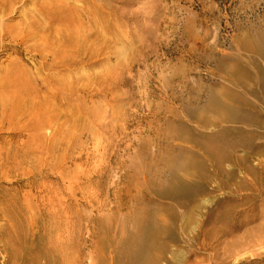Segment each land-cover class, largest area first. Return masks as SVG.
<instances>
[{
    "label": "rangeland",
    "instance_id": "374dc122",
    "mask_svg": "<svg viewBox=\"0 0 264 264\" xmlns=\"http://www.w3.org/2000/svg\"><path fill=\"white\" fill-rule=\"evenodd\" d=\"M102 3L111 36L70 65L56 59V74L45 65L54 21L85 24L78 0H17L0 17V96L41 110L64 74L72 113L39 136V120L0 107V264H92L103 227L134 205L128 188L170 158L190 162V175L160 166L161 187L192 223L169 249L187 252L185 264H264V59L232 67L241 35L264 29V0ZM20 76L30 83L14 93Z\"/></svg>",
    "mask_w": 264,
    "mask_h": 264
},
{
    "label": "bare ground",
    "instance_id": "6f19581e",
    "mask_svg": "<svg viewBox=\"0 0 264 264\" xmlns=\"http://www.w3.org/2000/svg\"><path fill=\"white\" fill-rule=\"evenodd\" d=\"M15 1L17 0H0V17ZM102 1L115 0H78L77 8L84 13V20H87L85 24L81 18H77L78 24H76V20L72 16L65 14L54 21L55 25L63 24V26L60 29L58 41L53 45L52 50L47 52V57H51V61L45 63V65H49L48 73H57L55 70L57 68L56 59L60 60L61 56H65L67 59L62 60L60 63L70 65L84 57L87 45L89 46L88 50L100 47V42L111 36L105 29H109L115 24L110 25L105 20L108 5L102 3ZM115 11L117 12L118 9H115ZM128 12L129 10H122L120 14L127 15ZM127 16L130 17L131 15ZM44 20H48L45 21L48 24L50 19L44 17ZM46 29H48V26H46ZM28 36L32 35L28 34ZM40 38L45 41L48 40L49 32H43ZM89 42L90 44H88ZM238 46L239 48H236L232 55L233 68L237 69L240 63L252 65L257 52L264 59V29L258 34L257 39L242 34ZM42 67L45 68L44 65ZM251 69L250 72L252 73L253 70ZM19 78L20 80L18 79L13 85L16 87L14 93L17 89H23L27 86V83H30L28 82L29 77H25L27 83L23 82L22 84L21 76ZM50 80L52 84L46 85V88L49 89L53 86V90L43 92L44 96L40 101L41 110H35L34 112L31 110L28 113L26 109L21 108V104H16L15 100L12 99V102H9L5 97L0 96L2 113L9 104H12V109L17 107L15 113L17 121L20 122L28 116L39 120L40 125L36 126L34 131L35 134L43 136L41 130L45 125H51L52 122L58 119H67L72 115L69 100L71 89L68 86L70 79H68V76L60 74L59 76L52 75ZM60 80L63 81L64 87L61 89L55 88L54 83L58 85ZM40 91L42 92V89ZM12 113L8 116L5 115L1 123L5 124L8 118L13 117L14 114L12 115ZM235 120L246 121L247 117L246 115H239ZM221 160L222 158L218 152L216 155L218 165ZM152 166H156V168H154L155 170L152 171L149 178H146L147 173L142 175L144 184H140L136 188L129 187L127 190L128 193L134 192L131 194L134 205L126 208L125 212L122 213V218H118V221L114 222L110 219V223L103 227L102 230L107 235L98 240L100 248L97 249L110 248V250L107 255H102L99 250H95L96 257H94L92 264H107L108 260L109 264H185L188 257L187 252L170 250L169 240L174 241L176 233H189L192 221L191 219H185L186 213L178 215L177 211L172 208L171 203L168 201L169 197L161 187L160 178L162 173L160 166L165 168V172L169 173L172 179L177 180L185 175H190V162L178 158L156 159L153 164H146V168H152ZM178 218L179 220H177ZM65 248L69 250L66 245L62 249Z\"/></svg>",
    "mask_w": 264,
    "mask_h": 264
}]
</instances>
